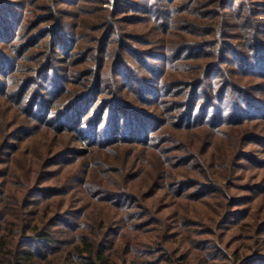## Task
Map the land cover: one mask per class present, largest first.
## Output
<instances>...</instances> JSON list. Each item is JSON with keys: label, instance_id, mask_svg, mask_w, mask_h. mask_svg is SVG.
Instances as JSON below:
<instances>
[{"label": "trees", "instance_id": "obj_1", "mask_svg": "<svg viewBox=\"0 0 264 264\" xmlns=\"http://www.w3.org/2000/svg\"><path fill=\"white\" fill-rule=\"evenodd\" d=\"M114 1L0 0V264H264V0Z\"/></svg>", "mask_w": 264, "mask_h": 264}, {"label": "rangeland", "instance_id": "obj_2", "mask_svg": "<svg viewBox=\"0 0 264 264\" xmlns=\"http://www.w3.org/2000/svg\"><path fill=\"white\" fill-rule=\"evenodd\" d=\"M13 2H15L16 0H12ZM116 6H117V3L114 1V0H111V2L109 3V5H107V7L108 8H110V9H115L116 8ZM62 7V9H65V11H68V12H72L73 10H70V8L69 7H66V6H61ZM74 12L76 13V11L74 10ZM69 23H73V20H70V22ZM146 31V30H145ZM85 46V45H84ZM79 53H82V52H79ZM153 53H157V52H155V51H153ZM58 57H62L61 55H58ZM80 61V60H79ZM79 61L77 60V62H74V64H78L79 63ZM58 64V63H57ZM56 64V65H57ZM59 65V64H58ZM58 67V66H57ZM81 67L83 68V67H86V66H79V65H76L75 66V69L77 68V69H81ZM134 101V100H133ZM136 101V100H135ZM80 147V146H79ZM249 175H252V174H249ZM246 183H252L251 181H247ZM74 194H76V196L81 200V198H83V197H85L84 196V194H83V190L82 189H78L77 190V192L76 193H74ZM162 195H164L163 196V199L161 200L160 198L158 199V201H160L159 202V205L161 206V208H164V207H169L171 204L170 203H172V199L169 197V195L168 194H163V193H161V197H162ZM240 195V194H239ZM241 195H244L243 193L241 194ZM249 195H251V194H249ZM178 202V201H177ZM80 204V203H79ZM256 209H259V206H257L256 207ZM263 238H264V236H262Z\"/></svg>", "mask_w": 264, "mask_h": 264}]
</instances>
